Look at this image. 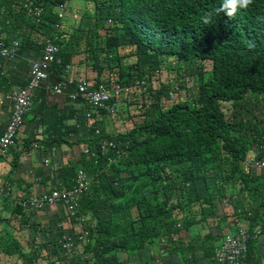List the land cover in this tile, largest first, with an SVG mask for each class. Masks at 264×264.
<instances>
[{
    "label": "trees",
    "instance_id": "16d2710c",
    "mask_svg": "<svg viewBox=\"0 0 264 264\" xmlns=\"http://www.w3.org/2000/svg\"><path fill=\"white\" fill-rule=\"evenodd\" d=\"M22 1L0 0L6 42L19 39L21 46L32 34L56 37L59 55L69 63L56 27L61 0H35L43 7L37 26L25 16ZM88 1L94 25L107 32L103 52L117 60L116 50L125 47L135 58L117 72L120 82L167 73L166 82L150 92L147 109L136 101L138 122L131 129L101 132L115 141L119 155L101 153L93 134L87 147L95 157L82 154L78 166L63 171L66 187L78 168L91 177L79 201L80 212L90 215L84 250L91 264H119V250H138L153 239L169 242L193 223L178 218L193 202L208 205L201 209L202 221L217 215L215 201L227 192L237 200L235 213L244 212L240 220L264 213V170L248 174L239 167L264 131L263 119L256 124L243 119L264 99V0H251L232 16L224 0ZM174 86L176 98L169 100ZM249 247L250 242L247 252Z\"/></svg>",
    "mask_w": 264,
    "mask_h": 264
},
{
    "label": "crops",
    "instance_id": "0c3cea01",
    "mask_svg": "<svg viewBox=\"0 0 264 264\" xmlns=\"http://www.w3.org/2000/svg\"><path fill=\"white\" fill-rule=\"evenodd\" d=\"M94 17L92 2L69 0L58 28V39L65 44L63 49L71 64L70 74L85 78L96 86L113 71L126 69L122 57L130 48H118V66L113 64L114 57L110 63L112 66L105 67L104 52L100 47L107 32L104 27L94 25ZM39 42V36H32L30 42L19 46L13 58L0 59V136L10 116L9 93L14 87L26 84L30 64L41 51ZM53 74L54 71L50 72L34 90L31 108L18 130L15 144L5 155H0V190L6 192L0 197V264H75L77 261L78 264H91L92 256L84 250L86 242H75V253L70 260L58 245L63 235L80 231L78 226L67 220L61 205L24 210L16 201L47 193L63 184L64 169L79 165L82 150L93 141L94 127L106 135H116L138 122L136 115L129 113L135 99L123 110L127 115L124 124L103 112L96 116L94 122L86 120L83 115L85 106L80 100H70L65 94L58 95L49 90L48 86L54 81ZM72 89L69 86L65 90L69 92ZM33 144L37 147H32ZM251 149L247 154H252ZM241 167L244 173L254 172ZM236 201L227 192L215 201L219 209L217 215L206 216L203 221L201 211L208 205L193 202L190 211L180 212L178 216L193 221L187 229L172 235L169 242L165 238L164 243L162 239H153L138 250H119L115 253L118 263L216 264L212 258L213 249L224 234L236 229L240 220L233 208ZM240 221L250 235L247 256L240 264H264V213L255 214L254 220Z\"/></svg>",
    "mask_w": 264,
    "mask_h": 264
},
{
    "label": "built area",
    "instance_id": "2783aa9c",
    "mask_svg": "<svg viewBox=\"0 0 264 264\" xmlns=\"http://www.w3.org/2000/svg\"><path fill=\"white\" fill-rule=\"evenodd\" d=\"M69 0H61L55 7V14L59 19L56 25L60 27L63 21ZM21 9L24 11L25 16L37 26L41 23L43 14L42 3L35 0H23ZM3 9H0V14ZM1 21V17H0ZM111 21H106V26L110 25ZM36 34H32L35 36ZM38 36V35H37ZM56 40V37L54 38ZM49 37H41L40 46L41 51L38 57L32 60L29 68V77L26 84L14 87L8 96L10 103V116L0 136V155H5L7 150L16 142L17 133L21 127L25 115L31 108V101L34 90L40 86L48 77L50 72L55 71L54 81L48 86L49 90L54 94H65L70 100H80L85 109L83 115L86 120L91 122L97 120V115L100 112L105 113L110 118H117L127 103L133 99L142 104V108L147 109L151 101V93H155L159 85V80L155 79L151 73L150 81L142 77L134 79L130 84H125L119 81L118 74L107 76L104 80L100 81L96 86H93L88 80L82 77H73L71 72V64L63 63L60 53L59 45ZM20 46L19 39L5 40L4 33L0 27V59L9 60L13 58ZM114 55L110 52L103 53L104 66L111 67ZM1 74V72H0ZM73 89L67 92V87ZM177 86H174L168 91V99L174 100L176 98ZM119 122V120H118ZM93 134L98 138V149L101 153L105 154L108 151H113L119 155L120 151L118 145L114 140L106 138L102 135L98 128H93ZM32 147H37L33 144ZM89 158H94L96 153L91 151L88 147L82 150ZM252 154H247L241 165L245 169L264 170V131L251 149ZM113 161L112 158L108 159V163ZM47 160H45V163ZM91 177L88 173L78 168L72 178L69 187L60 184L59 186L51 189L47 193L39 195H30L28 197L18 198L16 204L24 210H42L46 207L61 205L64 209L65 217L71 224L78 226L80 231L71 235H63L58 240V245L64 251L65 256L70 260L75 253V242H87L88 236V215L80 212L79 201L80 197L86 192L90 186ZM4 189L0 190V197L5 195ZM249 215L250 213L247 212ZM235 216L243 218L244 212L236 210ZM250 235L246 232L240 220L236 223V229L233 232L226 233L222 236L219 244L213 249V261L216 264H240L247 253V243Z\"/></svg>",
    "mask_w": 264,
    "mask_h": 264
},
{
    "label": "rangeland",
    "instance_id": "374dc122",
    "mask_svg": "<svg viewBox=\"0 0 264 264\" xmlns=\"http://www.w3.org/2000/svg\"><path fill=\"white\" fill-rule=\"evenodd\" d=\"M122 58L124 60V64H125L126 67L133 65V63H134V57L131 55L130 51H126L124 53V57H122ZM118 61H119L118 59L115 60V62L113 64H115V65L116 64H119ZM169 63H170L171 66H173L175 64V61H169ZM114 73H115V71L112 72V74H114ZM153 77L155 79H158L160 82L165 83L166 80H167L166 79L167 73L165 71H163L161 73V76L157 74L156 76L153 75ZM165 103L168 104L169 102L168 103L165 102ZM137 106H138V103L133 104V107L130 108V111L131 112L129 111V113H131L132 115H137L139 113V109H138ZM251 108H253L252 110L250 109L251 112L250 113H247L246 115H244L243 116V119L245 118V120H248L249 122H251L253 124L258 123V120H262V119L264 120V99H262L261 101H259L256 106L251 107ZM121 115H124V117H119L118 120H120L122 122L121 124H124L125 119L127 118V115H125L123 113ZM225 167H226V170L229 168L228 167V161H226V160H225ZM239 167H240V170H242L241 165H239ZM138 182L139 181H136V184H138Z\"/></svg>",
    "mask_w": 264,
    "mask_h": 264
},
{
    "label": "clouds",
    "instance_id": "9594fccd",
    "mask_svg": "<svg viewBox=\"0 0 264 264\" xmlns=\"http://www.w3.org/2000/svg\"><path fill=\"white\" fill-rule=\"evenodd\" d=\"M251 0H224L223 8L228 9L227 15L232 16L237 8H247ZM207 23V20H205Z\"/></svg>",
    "mask_w": 264,
    "mask_h": 264
}]
</instances>
